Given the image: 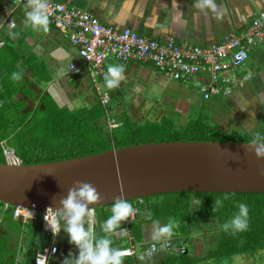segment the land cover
<instances>
[{"label": "crops", "instance_id": "0c3cea01", "mask_svg": "<svg viewBox=\"0 0 264 264\" xmlns=\"http://www.w3.org/2000/svg\"><path fill=\"white\" fill-rule=\"evenodd\" d=\"M55 1L91 13L112 28H131L160 42L173 40L178 44L202 47L220 42L225 34L240 35L252 24L255 16L264 11V0H215L221 12L220 19L210 10L197 9L195 0ZM23 11L24 4L16 0H0V61L11 64L23 73L19 82L22 90L27 92H18L16 99L26 103L25 113L41 105V111L51 108L53 112L70 111L77 114L85 110L93 113L97 107L106 108L102 98L108 93L109 110L106 108L105 118L90 121L89 126L103 121L101 128L107 130L109 118H115L118 125L126 119L130 123V119L134 123L142 122L150 109L157 112L154 118L161 120L170 119L165 117L168 114L179 113L181 117L177 120L182 126L186 125L185 121L199 119L204 103L199 90L207 82L206 79L176 81L150 62L132 61L123 64L111 56L105 62V70L109 64H120L125 67V73L119 87L107 89L102 78L92 76L90 65L80 57L78 48L71 43L66 33L51 22L48 31L37 32L24 27ZM10 31L19 33V38L12 39ZM249 58L256 63L251 66L245 63L233 73L239 77L252 76L227 96L233 105L226 101L239 118H247L244 111H254L259 101L264 107V39L250 50ZM71 63L80 66L82 73L73 74L69 71ZM112 101L121 111L127 110L130 114L121 120L115 113L116 106L112 105ZM199 103L201 109L198 111L196 107ZM227 119L223 122H229ZM233 120L236 122L232 125L239 124L238 120ZM14 211L15 208L0 202V264H27V259L30 260L29 264H34L36 251L53 245L58 247V252L51 259L54 264H63L70 252L78 255V249L69 243L67 234L62 238L53 235L45 228L40 214L33 215L30 211L22 210V214L15 217ZM107 214L105 207L95 210L94 224L98 236L105 235L100 226L108 217ZM128 223L127 220L121 227ZM151 229L152 225L146 226L145 238L136 245L137 249H143L150 243L148 231ZM118 235L121 236L113 242V246H126L129 243L126 232L122 233L118 229L111 239ZM161 247L151 259L152 264H162L169 256L167 251L171 250H166L163 245ZM124 258L130 259L128 264L134 263L131 256Z\"/></svg>", "mask_w": 264, "mask_h": 264}, {"label": "water", "instance_id": "95a60500", "mask_svg": "<svg viewBox=\"0 0 264 264\" xmlns=\"http://www.w3.org/2000/svg\"><path fill=\"white\" fill-rule=\"evenodd\" d=\"M245 144L151 142L36 164L7 158L0 162V202L22 210H55L77 180L97 188L101 201L94 208L111 205L120 196L129 201L173 192L264 193L259 175L264 160Z\"/></svg>", "mask_w": 264, "mask_h": 264}, {"label": "trees", "instance_id": "16d2710c", "mask_svg": "<svg viewBox=\"0 0 264 264\" xmlns=\"http://www.w3.org/2000/svg\"><path fill=\"white\" fill-rule=\"evenodd\" d=\"M14 71L18 70L11 64L0 61V155L4 157L0 160L2 163H5L7 160L4 155L6 150L5 142L8 147L17 149L15 150L17 157L27 164L60 161L99 153L117 147L151 142L183 140L249 142V140L240 135L218 138L216 134L217 137L215 138L206 137L207 132H212L214 135L218 128L208 124L203 125L202 119L190 120L184 126L179 124L182 128L180 131L183 133L189 131L191 128H196L197 132L201 133H196L190 137H184L180 131H177L170 135H164L159 140H155L150 136V131L138 125L130 128V135L122 136L120 140L115 139V131L122 130L126 126H132V123L126 119L116 128L110 130L107 127V130L97 126L90 127L88 123L105 118L106 108L109 110V107L105 105L106 108L97 107L99 111L96 110L93 113H91L92 111L84 110V112H78L77 114L70 111L53 112L51 108H48L46 110L48 120L39 121L37 123L38 126L29 127L35 116L31 118V116L24 114L23 111L27 106L26 103L24 100L16 99L18 92L23 91V93H26L27 91L22 90L19 81L13 82L10 79V75ZM31 97L33 98L34 96L31 94ZM51 114L53 115L52 117L49 116ZM171 125L173 126V122ZM85 126L86 129L84 130ZM76 127L81 129L82 133L80 135L72 131ZM64 131L71 133V137L66 135L61 139L65 142V146L61 148V140L58 136ZM109 131H113V133ZM34 134L44 135V144L49 146L47 150L55 152L68 147V153L71 154L51 160L43 158L39 155L41 150L39 152L36 150L37 146L34 141L28 140ZM7 140H9V143ZM30 149H33L34 153L29 154ZM225 195H227L228 199L224 200L223 207L213 212L214 199L223 198ZM129 202L137 209V212L135 218L129 219V223L124 225L126 227L122 226V228L128 230L126 234L127 238H129V243L124 247H136L138 243L142 242L145 238L146 226H151L154 220H159L163 224L172 218L178 223V227L174 231L177 233L184 232L185 228H192L195 223H202L201 228H205V230H214L218 244V249L214 255L217 257L251 253L256 258L260 253L264 252V193L173 192L129 200ZM239 202H245L249 207V227L245 232L235 235L225 233L219 226L237 211L236 205ZM11 207L16 209L15 206ZM95 209L102 210L103 207H96ZM149 211L152 213L151 219L146 217V213ZM169 240L172 242L173 247H175L174 242L179 243L183 239H173L172 235ZM149 242L153 243L151 240ZM161 246L159 245L160 249L162 248ZM184 248L186 252L183 253L174 252V250L167 252L174 257H180L181 254L186 255L189 252L188 248L185 246ZM132 258L136 259V264L142 262L138 257L134 256ZM258 258L261 259L262 256Z\"/></svg>", "mask_w": 264, "mask_h": 264}, {"label": "built area", "instance_id": "2783aa9c", "mask_svg": "<svg viewBox=\"0 0 264 264\" xmlns=\"http://www.w3.org/2000/svg\"><path fill=\"white\" fill-rule=\"evenodd\" d=\"M16 1L25 4V0ZM49 16L50 22L66 33L71 43L78 48L80 57L90 65L94 78H104L105 62L111 56L123 64L132 61L150 62L176 81H191L194 78L206 79L207 82L201 85L205 100H210L216 95L223 97L231 95L234 88L241 86L252 76L248 74L239 77L233 71L244 66L249 59L250 50L264 39V11L258 13L252 24L240 35L225 34L220 42L204 47L187 43L178 44L173 40L160 42L154 38L143 36L131 28H112L103 24L91 13L55 0H50ZM11 24L13 25V23ZM68 68L73 74H80L83 71L80 66L74 63H71ZM109 100V94L105 93L102 103L107 106ZM117 126L115 118L108 119V129ZM5 155L9 159L17 161L16 156L10 150L6 149ZM27 211L33 215L40 214L45 228L52 232L44 219L46 211L40 212L37 209H28ZM136 212L137 210L135 214ZM21 214L22 209L16 207L15 217ZM135 214L131 219H134ZM152 244H148L143 250L136 247L121 248L127 250L125 257H138L140 253H146ZM157 248L160 250L158 244ZM164 248L178 253L186 252L184 246L173 247L170 240L164 244ZM57 252L56 245L37 250L34 264H54L51 259ZM156 253L145 258L152 259Z\"/></svg>", "mask_w": 264, "mask_h": 264}, {"label": "clouds", "instance_id": "9594fccd", "mask_svg": "<svg viewBox=\"0 0 264 264\" xmlns=\"http://www.w3.org/2000/svg\"><path fill=\"white\" fill-rule=\"evenodd\" d=\"M49 3L50 0H25L23 26L37 32L48 31L50 25ZM194 6L201 11L210 10L216 14L217 19L221 18V12L215 0H195ZM9 36L15 40L19 38V33L10 31ZM124 73L123 65L109 64L103 78L106 88L119 87L124 79ZM22 77L23 73L19 71H14L10 75L13 82L20 81ZM4 145L11 152L15 151L9 148L6 142ZM244 147L249 153H254L258 159L264 160V136L257 133ZM16 158H18L17 155ZM259 175L264 177V167L259 168ZM225 199H228L227 195L214 199L213 212L223 207ZM99 201H101V196L93 184L77 180L67 190V194L59 199L58 207L55 210L52 207L46 210L44 219L53 235H59L61 231L65 232L69 243L78 249V255L70 252L64 258L63 264H124L127 250L114 247L111 236L116 234L118 229L121 232L128 231L121 227L122 222L131 219L137 209L135 210L134 206L122 196L115 198L111 204V214L100 226L105 235L98 236L94 224L95 208L92 205ZM236 207L237 211L219 226L222 231L232 235L245 232L249 227L247 203L239 202ZM146 217L151 219L152 213L147 212ZM177 227V221L172 218L163 224L159 220H154L150 233L153 244L146 253H140L138 259L143 261L146 256H153L159 250L157 244L167 243Z\"/></svg>", "mask_w": 264, "mask_h": 264}, {"label": "rangeland", "instance_id": "374dc122", "mask_svg": "<svg viewBox=\"0 0 264 264\" xmlns=\"http://www.w3.org/2000/svg\"><path fill=\"white\" fill-rule=\"evenodd\" d=\"M255 53L256 52H254L253 56L255 55ZM253 63L254 64L256 63L255 60L249 58L248 61L246 62V66H251ZM199 94L204 95L203 92L201 91V86H200ZM227 98L230 97L226 96L221 98L220 96L216 95L213 97L212 100L203 99L204 103L202 105V109H201V103H199V106L196 107L198 111L201 109L199 119H202V121L204 122L203 125L208 124L210 126H215L218 128L217 132L214 135L212 134V132H207V135L205 136L215 138L217 137L216 136L217 134L218 138H225L228 136L233 137L240 135L241 137H244L246 140L249 141L257 133H259L261 136H264V107L261 106L263 105V103L259 101L258 107H256L254 111L251 110L244 111L247 118H243V117L239 118L235 114V112L233 113V109L230 108L229 104L226 101H228L232 105L233 102H231V100ZM112 105L116 106L115 113L118 117H120L121 120H123L125 117H127L128 114H130L127 110L121 111L119 106L113 101H112ZM42 108L43 106L41 105L29 110L27 113L24 112L25 110L23 111L24 114H26L27 116H31V118H34L35 116V119L31 122L29 127H35L39 121L48 120L47 111L46 110L41 111ZM125 109H128V107H126ZM149 111L150 112L146 114L147 116L144 117L142 122L134 123L133 122L134 120L130 119L132 126H126L122 130L115 131L114 132L115 139L120 140L122 136L130 135V131H131L130 128L138 125L143 126V129H147L148 131H150L151 133L150 136L155 140H159V138L163 137L164 135H170L174 132L182 130V128L179 126V121L177 120L181 117L179 113L173 115L168 114L165 116V117H170V119H174V121H171L170 119H166V120L156 119L154 118V115H157V112L151 109ZM49 116L52 117L53 115L51 114ZM233 118L238 120L239 122L238 125L236 126L232 125V123L236 122L233 120ZM224 119H227L229 122L226 121L223 122ZM172 122H173V126L171 125ZM186 122L188 121H185L184 123ZM103 123H104L103 121H99L91 124L90 126L93 125L97 127H102ZM85 129L86 126L84 127V130ZM230 130L233 131L231 132ZM72 131H74V133L78 135L82 133L79 127L74 128ZM180 133L184 135V137L194 136L196 133L201 134L200 132H197L196 128H191L189 129V131L184 133L180 131ZM66 135L71 137V133L64 131L63 133H61V135L58 136V138L61 140ZM9 140H7L8 143ZM28 140L34 141L35 145L37 146L36 150H38V152L39 150H41V153H39V155L45 159H49V160L57 159L71 154L68 153V147L55 152L47 150L49 146L48 145L46 146V144H44L45 137L42 134H36V135L34 134L32 137H29ZM64 144L65 142L61 140L60 147L61 148L64 147L65 146ZM9 148L12 147L9 146ZM44 148H46V150H44ZM33 149H30L29 154L34 153ZM13 150H17V149L14 148ZM5 157L7 156L5 155ZM3 158L4 157L0 155V160H2ZM110 208L111 205L105 206V209L108 212L107 214L108 216L111 214ZM95 210L99 211V209H95ZM123 223L125 222H122V224ZM201 226L202 223H195L192 228H185L184 232H180V233L174 232L173 239H178V238L183 239L179 243L174 242V245L175 246L184 245L186 248H188L189 252L186 255L181 254L180 257L179 256L174 257L173 255L170 254L165 261L163 260L162 264H264V252L258 255V257L262 256L261 259H259L258 257L254 258V256L251 255V253L236 254V256H219V257L215 256L214 253L218 249V244L216 241L217 237L215 235V231L212 229L205 230V228H201ZM148 232L150 234L151 230ZM64 234L66 233L62 231V233L59 234V238L60 237L62 238ZM120 236L121 235H118L116 238H114L113 242H115ZM67 237L68 236H66V238ZM63 241L66 244V240L63 239ZM143 249H139V250H143ZM26 261L27 264L30 263L29 259H27ZM128 261H130L129 258H124V264H128ZM132 261H134L133 264H136L135 258ZM143 264H152L151 259L145 258V260H143Z\"/></svg>", "mask_w": 264, "mask_h": 264}, {"label": "bare ground", "instance_id": "6f19581e", "mask_svg": "<svg viewBox=\"0 0 264 264\" xmlns=\"http://www.w3.org/2000/svg\"><path fill=\"white\" fill-rule=\"evenodd\" d=\"M14 159V158H13Z\"/></svg>", "mask_w": 264, "mask_h": 264}]
</instances>
